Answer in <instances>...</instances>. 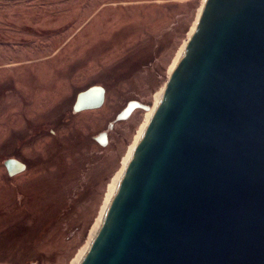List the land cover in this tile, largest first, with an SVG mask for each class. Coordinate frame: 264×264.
I'll list each match as a JSON object with an SVG mask.
<instances>
[{
  "label": "rangeland",
  "instance_id": "374dc122",
  "mask_svg": "<svg viewBox=\"0 0 264 264\" xmlns=\"http://www.w3.org/2000/svg\"><path fill=\"white\" fill-rule=\"evenodd\" d=\"M204 2L0 0V262L78 264ZM130 99L150 108L107 128Z\"/></svg>",
  "mask_w": 264,
  "mask_h": 264
},
{
  "label": "water",
  "instance_id": "95a60500",
  "mask_svg": "<svg viewBox=\"0 0 264 264\" xmlns=\"http://www.w3.org/2000/svg\"><path fill=\"white\" fill-rule=\"evenodd\" d=\"M135 108L150 105L128 100L107 128ZM78 264H264V0H205Z\"/></svg>",
  "mask_w": 264,
  "mask_h": 264
},
{
  "label": "bare ground",
  "instance_id": "6f19581e",
  "mask_svg": "<svg viewBox=\"0 0 264 264\" xmlns=\"http://www.w3.org/2000/svg\"><path fill=\"white\" fill-rule=\"evenodd\" d=\"M195 28V27H194ZM194 30V29H193ZM180 57V56H179ZM179 59V58H178ZM177 59V60H178ZM175 67V66H174ZM174 69V68H173ZM161 96V95H160ZM160 96H159V98H160ZM159 100V99H158ZM150 118V117H149ZM148 121V120H147ZM147 123V122H146ZM145 128V127H144ZM144 130V129H143ZM143 130H142V132H143ZM142 132H141V134H140V136L142 135ZM140 138V137H139ZM139 138H138V140H139ZM138 142V141H137ZM137 144V143H136ZM136 146V145H135ZM135 148V147H134ZM133 148V149H134ZM133 151V150H132ZM130 158V157H129ZM129 158H128V160H129ZM128 160L126 161V165H127V162H128ZM125 165V166H126ZM119 181V180H118ZM118 183V182H117ZM117 183H116V185H117ZM116 185H115V187L112 189V194L114 193V191H115V189H116ZM112 196V195H111ZM100 224V223H99ZM99 226V225H98ZM98 229V228H97ZM97 231V230H96ZM96 233V232H95ZM95 235V234H94Z\"/></svg>",
  "mask_w": 264,
  "mask_h": 264
},
{
  "label": "flooded vegetation",
  "instance_id": "af4514ba",
  "mask_svg": "<svg viewBox=\"0 0 264 264\" xmlns=\"http://www.w3.org/2000/svg\"><path fill=\"white\" fill-rule=\"evenodd\" d=\"M73 106V105H72ZM73 110V109H72ZM101 132H103V131H101ZM95 137V136H94Z\"/></svg>",
  "mask_w": 264,
  "mask_h": 264
}]
</instances>
